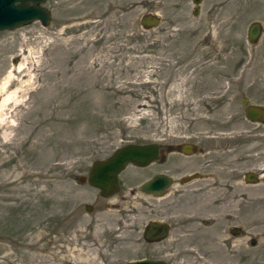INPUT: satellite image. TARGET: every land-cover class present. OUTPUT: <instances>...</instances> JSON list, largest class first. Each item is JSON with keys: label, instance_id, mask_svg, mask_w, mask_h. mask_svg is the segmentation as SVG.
Here are the masks:
<instances>
[{"label": "rangeland", "instance_id": "1", "mask_svg": "<svg viewBox=\"0 0 264 264\" xmlns=\"http://www.w3.org/2000/svg\"><path fill=\"white\" fill-rule=\"evenodd\" d=\"M44 5L47 26L0 31V264H264V203L245 201L242 178H224L245 167L241 98L262 83L264 0ZM147 15L159 23L142 25ZM252 22L262 28L254 44ZM149 142L214 148L220 182L182 189L177 168L163 202L183 226L159 243L170 251L133 243L146 203L123 205L119 251V204L86 211L98 191L79 178L120 146ZM65 208L76 211L70 231L57 221Z\"/></svg>", "mask_w": 264, "mask_h": 264}, {"label": "flooded vegetation", "instance_id": "2", "mask_svg": "<svg viewBox=\"0 0 264 264\" xmlns=\"http://www.w3.org/2000/svg\"><path fill=\"white\" fill-rule=\"evenodd\" d=\"M196 8L198 12L199 6H196ZM261 78L262 83L253 86V89H257L249 90L241 98L245 119L243 134V163L245 167L243 174L238 176L234 168H230L229 172L227 171L226 175H224L227 184L235 183L239 178H242L245 189V201H255L259 204L264 203V74ZM149 143H157V159L146 166L127 165L118 174V191L115 194L103 197L100 195L99 189L88 184V174L79 178L80 182H86L98 191V195L94 196L92 203H83L86 211L91 212L98 203L106 205L107 201L112 199L114 201L111 203L119 204V251H121L122 247L128 246L123 244V231L126 223L123 205L133 203L147 204V209L145 210L147 214H143L147 216L146 222L141 223V229L139 224L132 228L135 234H139L136 241L133 242L137 247L143 246V248L154 252L170 251V247L159 246V243L168 237L169 232L173 228L182 227L183 223H173L168 219L171 216L169 205L163 201L170 196L171 187H173L176 179L175 174L179 172L178 169L181 172L179 181L182 189H188V185L199 183L198 189L207 187L209 190H214L220 182L219 157L217 154H213L216 152L214 148L196 147L191 142L181 144ZM179 155L182 158H177ZM176 159H182L180 162L178 160L179 166L174 162ZM128 169H131V171ZM156 177H169L171 183L167 186L160 181L157 182V186L151 189L150 192L143 191L141 186ZM230 189L228 188V190ZM63 199L65 200L66 198ZM75 213V209L70 210L69 208L62 209L58 213L57 221L63 223L65 231H70L74 227L73 217ZM150 224H153L154 228H151ZM163 226H167L166 232H163ZM108 237L109 241H107V244H113V236L108 235ZM146 259L158 260L153 258Z\"/></svg>", "mask_w": 264, "mask_h": 264}, {"label": "water", "instance_id": "3", "mask_svg": "<svg viewBox=\"0 0 264 264\" xmlns=\"http://www.w3.org/2000/svg\"><path fill=\"white\" fill-rule=\"evenodd\" d=\"M47 0H0V31L13 30L32 22L39 21L41 25L47 26L52 18L51 11L44 5ZM199 4L200 0H193ZM197 15V8L193 10ZM159 23L157 16H143L141 24L145 26H156ZM261 34V25L252 22L247 29V39L250 43L257 42ZM254 111V109H253ZM190 148V147H189ZM158 157L157 143H128L115 149L108 157L92 162L88 170L87 182L89 185L99 189L103 197H109L118 191V174L129 164L146 166ZM170 185L169 177H156L143 184L142 190L150 192L157 186V182ZM154 228L153 224L149 225ZM163 232L167 226L162 227ZM66 264H72L67 262ZM125 264H167L163 260L136 259Z\"/></svg>", "mask_w": 264, "mask_h": 264}, {"label": "bare ground", "instance_id": "4", "mask_svg": "<svg viewBox=\"0 0 264 264\" xmlns=\"http://www.w3.org/2000/svg\"><path fill=\"white\" fill-rule=\"evenodd\" d=\"M5 104H6V103H5ZM5 104H4V105H5ZM1 107H2V105L0 106V108H1Z\"/></svg>", "mask_w": 264, "mask_h": 264}]
</instances>
